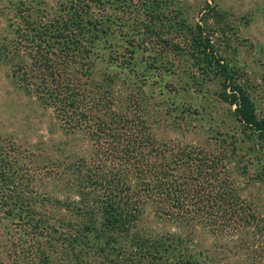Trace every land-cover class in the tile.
Here are the masks:
<instances>
[{"label":"trees","instance_id":"obj_1","mask_svg":"<svg viewBox=\"0 0 264 264\" xmlns=\"http://www.w3.org/2000/svg\"><path fill=\"white\" fill-rule=\"evenodd\" d=\"M15 10L3 63L75 143L39 140L21 155L0 139V217L14 226L2 227L0 264H264L257 206L228 169L234 141L158 136L177 122L145 85L148 68L185 62L216 80L243 133L264 146V118L213 29L187 24L165 0H18ZM148 46L155 54L137 72L136 52ZM197 227L235 260L194 243Z\"/></svg>","mask_w":264,"mask_h":264},{"label":"rangeland","instance_id":"obj_2","mask_svg":"<svg viewBox=\"0 0 264 264\" xmlns=\"http://www.w3.org/2000/svg\"><path fill=\"white\" fill-rule=\"evenodd\" d=\"M17 1L0 0V139L22 145L26 151L18 150L22 155L29 154L30 150L25 148L27 144L39 140L48 144L59 140L73 143L74 140L57 129L58 121L53 119L50 110L39 107L34 97L17 87L10 75L11 68L3 63V53L16 36L13 29ZM56 1L44 0V3L51 6ZM165 3L180 8L187 24L199 21L213 29L214 47L225 61L240 69L257 116L264 118V0H165ZM214 11L223 16V21L212 15ZM220 27H224V32ZM148 48L136 52L135 71L141 72L147 67L145 59L155 54ZM171 60L166 63L170 71L159 73L155 68H148L146 74L145 85L155 89L153 98L167 106L177 122L156 127L157 135L201 146L215 139L218 142L234 141L235 154L231 157L238 161L230 160L228 169L237 193L242 199L253 201L264 226V146L243 133L242 125L233 113L234 105L217 96L215 79L186 66L185 62ZM77 144L82 143L78 141ZM17 156L13 155L14 159ZM33 167L34 164L29 163L25 169L32 173ZM2 227L14 226L0 217V244L6 239ZM197 231L194 243L207 249L211 257L220 261L235 260L236 256L232 257V253L221 248L220 240L199 227Z\"/></svg>","mask_w":264,"mask_h":264}]
</instances>
